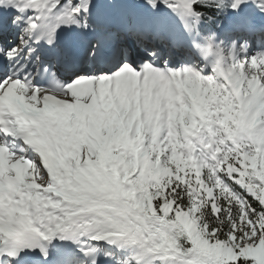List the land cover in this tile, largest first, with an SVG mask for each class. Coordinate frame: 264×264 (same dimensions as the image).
<instances>
[{
	"label": "snow or ice",
	"instance_id": "snow-or-ice-1",
	"mask_svg": "<svg viewBox=\"0 0 264 264\" xmlns=\"http://www.w3.org/2000/svg\"><path fill=\"white\" fill-rule=\"evenodd\" d=\"M145 3L179 15L203 66H136L123 47L114 70L77 74L112 54L59 43L97 30L94 0H0L20 30L12 44L0 25V264H103L101 241L135 264H264V0ZM205 9L228 20L227 48L200 34Z\"/></svg>",
	"mask_w": 264,
	"mask_h": 264
},
{
	"label": "bare ground",
	"instance_id": "bare-ground-1",
	"mask_svg": "<svg viewBox=\"0 0 264 264\" xmlns=\"http://www.w3.org/2000/svg\"><path fill=\"white\" fill-rule=\"evenodd\" d=\"M125 1L131 3L130 0H125ZM111 2H113V0H94V5H95V8H97L99 6V4H101V3L109 4ZM134 7H135V8H133L134 11L137 12L138 15H140V16H138V17H140V20L138 18V21L140 22V24H145V23L148 24V25H144L147 28L149 26H153V23H156V21H154V20H159V21L161 20V17H156L157 14L158 15L169 14L167 19L164 18L163 20H161L164 22L160 23V29H164L168 32V39H172V41H169V42L176 43V46L173 49V52H170L169 50L164 49V51L162 52V55H168L171 58V60L174 62L183 58V51H182V49H180V45H178V44L180 43L181 40L183 41V39H184V42L185 41L188 42V41L184 35V27H183V24L181 22V18L179 17V15H175L172 12L166 10L168 8L164 7L163 5L160 6L159 11L152 10L149 6L146 5L145 2L137 3V4H135ZM116 10L119 11L118 6H116ZM164 10H165V12H164ZM167 11H168V13H167ZM104 18H106L105 15H104ZM141 18H143L142 22H141ZM140 24L138 23V25L136 27H141ZM148 30H150V29L148 28ZM172 35H173V37H172ZM138 39H139L138 37L136 38V40L132 39V45L131 46L125 45V43L121 42L119 39H118V41L115 39L114 43L112 45H110V51L112 54L108 57L111 58L113 63H117V65H119L121 62H123V57L118 56V50L123 48V47H130L133 49V53H134L132 55L131 59H133V61L137 64L138 61H140L141 59H143L147 55L145 52L146 50L151 51L152 49H154V48L156 49L159 47V45L157 43L144 42L140 39L139 40L142 42V46H138L136 44V41ZM177 39H180V41H177ZM191 49H193V48H191ZM24 56H27V53H25ZM28 59L30 60V57H28ZM83 65L84 64L78 66V71H79V69L80 70L85 69Z\"/></svg>",
	"mask_w": 264,
	"mask_h": 264
},
{
	"label": "rangeland",
	"instance_id": "rangeland-1",
	"mask_svg": "<svg viewBox=\"0 0 264 264\" xmlns=\"http://www.w3.org/2000/svg\"><path fill=\"white\" fill-rule=\"evenodd\" d=\"M166 10H168V11H170V12H172L171 10H169V9H166ZM168 11H167V13H168ZM164 12H165V10H164ZM173 13V12H172ZM173 14H175V15H178V14H176V13H173ZM156 15V14H155ZM146 16V15H145ZM144 16V17H145ZM169 16V14H166V15H156V17H161V20H163L164 18L165 19H167V17ZM99 19H100V16H99V14H97V12H95V11H93V13H92V16H91V22L92 23H94V24H97V23H99L100 21H99ZM159 21V20H154V21H156V23H153V26H149L148 28L149 29H154V30H156L157 32H158V29H160V23H163L164 21ZM157 21H159V22H157ZM150 24V23H149ZM143 25V28H144V30H146V31H148V28L146 27V26H144V25H148V24H141V26ZM227 26H228V20L225 18V21H224V24L221 26V28L223 29V35L226 37V39H228L227 38V36H229V35H226V31H227ZM182 29V28H181ZM162 30H164V29H162ZM137 32H139V31H137ZM139 34L140 33H138L137 35L139 36ZM134 37V36H133ZM172 37H173V35H172ZM179 37V36H178ZM140 38H142L141 37V34H140ZM143 39V38H142ZM152 41H154V42H157V43H159V44H162V46H164L166 49H169V47L167 46V42L168 41H166V40H161V39H158V40H153L152 39ZM169 41H172V39H169ZM177 41H180V39H177ZM181 42V46H182V43L184 44V39H183V41L181 40L180 41ZM180 44V43H179ZM178 44V45H179ZM181 46H180V48H181ZM191 51H192V49L191 48H189V50H188V53H191ZM257 52H253L252 53V51H250L249 52V54L250 55H254V54H256ZM186 56H184V58H185ZM152 58H150L149 60H151ZM190 59V61H186V62H188L189 64H191V60H192V58H189ZM162 67V66H161ZM41 183H46V181H41ZM98 243H101V242H98ZM125 263V262H124Z\"/></svg>",
	"mask_w": 264,
	"mask_h": 264
},
{
	"label": "trees",
	"instance_id": "trees-1",
	"mask_svg": "<svg viewBox=\"0 0 264 264\" xmlns=\"http://www.w3.org/2000/svg\"><path fill=\"white\" fill-rule=\"evenodd\" d=\"M132 1L133 2H139V1L145 2V0H132ZM205 11L209 12V15H211L213 17V20L205 19L201 23V25H200L201 33L203 35H207L208 33L215 32L217 34L218 39L224 40V38H222V33L220 30V25L224 21V17L223 16H217V11L215 9H212V10L205 9ZM230 43H231L230 41H225V46L226 47L229 46Z\"/></svg>",
	"mask_w": 264,
	"mask_h": 264
}]
</instances>
